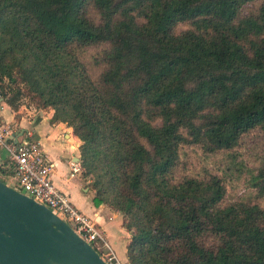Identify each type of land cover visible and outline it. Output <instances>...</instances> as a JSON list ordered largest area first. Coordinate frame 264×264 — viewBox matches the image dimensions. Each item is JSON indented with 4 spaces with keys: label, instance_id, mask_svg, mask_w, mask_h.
<instances>
[{
    "label": "trees",
    "instance_id": "obj_1",
    "mask_svg": "<svg viewBox=\"0 0 264 264\" xmlns=\"http://www.w3.org/2000/svg\"><path fill=\"white\" fill-rule=\"evenodd\" d=\"M251 1L0 0V98L72 128L93 205L129 233L126 264H264L262 206L227 201L217 173L175 175L182 146L227 151L264 129V0L239 18ZM248 182L264 193V165Z\"/></svg>",
    "mask_w": 264,
    "mask_h": 264
},
{
    "label": "crops",
    "instance_id": "obj_2",
    "mask_svg": "<svg viewBox=\"0 0 264 264\" xmlns=\"http://www.w3.org/2000/svg\"><path fill=\"white\" fill-rule=\"evenodd\" d=\"M23 109L28 117L20 116L16 123L13 117L14 113L0 101V125L7 124L10 127L9 125L12 124L13 129H10L13 134L10 138L11 142L36 141L39 144L41 149L45 151L47 160L52 163L50 174L52 184L67 195L76 209L99 226L103 240L114 252L117 260L124 264L123 256L128 240L127 233L122 226L121 215L104 204L94 206L92 190L86 186L79 172L71 173L72 164L78 163L75 145L79 143V140L72 135L70 127L61 122H50L52 110L40 112L36 110L27 111L22 108L19 109L18 113H22ZM11 166L13 167V163L9 160L7 152L0 147V170L9 169ZM1 179L9 186L13 183L12 175L0 173Z\"/></svg>",
    "mask_w": 264,
    "mask_h": 264
},
{
    "label": "water",
    "instance_id": "obj_3",
    "mask_svg": "<svg viewBox=\"0 0 264 264\" xmlns=\"http://www.w3.org/2000/svg\"><path fill=\"white\" fill-rule=\"evenodd\" d=\"M0 264H108L46 206L0 180Z\"/></svg>",
    "mask_w": 264,
    "mask_h": 264
},
{
    "label": "rangeland",
    "instance_id": "obj_4",
    "mask_svg": "<svg viewBox=\"0 0 264 264\" xmlns=\"http://www.w3.org/2000/svg\"><path fill=\"white\" fill-rule=\"evenodd\" d=\"M260 2L261 0H253L251 2L245 3L240 10L239 18H242L244 16L256 15ZM189 27H190V23L181 22L174 27V31L179 32ZM102 48L104 47L96 46V47H87L81 49L79 51V56L84 57L87 60H90L96 53L102 50ZM85 66L90 70L100 69V67L92 66L89 62H86ZM0 101L4 103V101L1 98ZM5 105L8 107V109L11 112L14 113L13 117L16 123L20 119V116H24V118L28 117L24 109L22 113L21 112L18 113L19 109L25 108L27 111L36 110L40 112L52 110L49 107L38 108L35 100H33L32 97L30 96L29 97L23 96L19 98L16 101L15 107H10L7 104ZM9 126H10L9 129H13L12 124ZM70 129L72 132L71 127ZM72 135L76 137L73 134V132ZM80 144L81 141L79 140V143H76L75 145V150L78 153V161H79L78 147ZM77 165H79V163H77ZM263 165H264V129L254 128L248 131L247 133L243 134L239 138L237 145L234 148L227 151L207 153L204 152L198 146H189V145L182 146L179 149V161L175 171V175L197 176V175H202L205 172L217 173L222 177V182L225 185L226 193L224 197L227 201H232L241 197V198L249 199L252 202H257L264 209V193L258 194L254 188L249 187V182H248L250 175L255 174L256 170H258ZM78 172L80 175V169ZM6 180L10 181L8 179ZM86 185L90 187L89 183L88 184L86 183ZM125 232L127 233L126 235L128 240L129 233L127 231ZM125 232L123 233L125 234ZM202 239L200 238V242L205 244L207 247H210L212 244H214V237L210 235H206ZM97 251L100 252L98 249ZM102 251L103 253L108 252V249L102 248ZM115 259L117 260L116 257ZM123 259H124V264H126L127 263L126 251L123 256Z\"/></svg>",
    "mask_w": 264,
    "mask_h": 264
},
{
    "label": "built area",
    "instance_id": "obj_5",
    "mask_svg": "<svg viewBox=\"0 0 264 264\" xmlns=\"http://www.w3.org/2000/svg\"><path fill=\"white\" fill-rule=\"evenodd\" d=\"M7 124L0 125V147L7 152L13 163L14 173L11 187L46 206L63 220L79 237L87 242L108 264H120L113 251L103 240L99 226L76 209L66 194L51 182L52 163L45 157V151L36 141L15 143ZM79 165L72 164L71 173H76ZM94 244V246H93ZM108 249V252L102 251Z\"/></svg>",
    "mask_w": 264,
    "mask_h": 264
}]
</instances>
